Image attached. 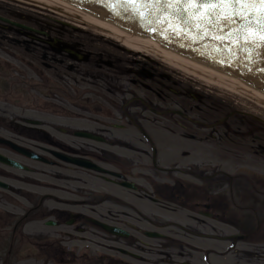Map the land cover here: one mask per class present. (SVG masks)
<instances>
[{"label": "flooded vegetation", "instance_id": "flooded-vegetation-1", "mask_svg": "<svg viewBox=\"0 0 264 264\" xmlns=\"http://www.w3.org/2000/svg\"><path fill=\"white\" fill-rule=\"evenodd\" d=\"M20 19L0 4V264H264L261 104Z\"/></svg>", "mask_w": 264, "mask_h": 264}, {"label": "snow or ice", "instance_id": "snow-or-ice-1", "mask_svg": "<svg viewBox=\"0 0 264 264\" xmlns=\"http://www.w3.org/2000/svg\"><path fill=\"white\" fill-rule=\"evenodd\" d=\"M76 3L98 4L119 18L138 21L145 30L163 33L171 18L179 24L171 32L186 43H203L211 39L219 41L221 51L217 56L224 58L228 51L224 46L227 37L229 45L234 44L237 52L243 50V67L249 73L253 86L264 90V0H74ZM195 31L196 38L190 33ZM171 39V35H167ZM187 38V39H185ZM184 46V45H181ZM231 58L228 53L227 59ZM215 60V57H214ZM226 62V60H225ZM236 63H239L237 59ZM230 67L232 65H229ZM259 76L252 80V74Z\"/></svg>", "mask_w": 264, "mask_h": 264}, {"label": "water", "instance_id": "water-1", "mask_svg": "<svg viewBox=\"0 0 264 264\" xmlns=\"http://www.w3.org/2000/svg\"><path fill=\"white\" fill-rule=\"evenodd\" d=\"M23 1L63 11L96 26L122 34L135 42L157 49L198 73L224 82L264 101V90L253 86V83L249 80V73L243 67L245 59H247L243 50L237 52L234 44L229 45L227 37L224 46L227 47L228 51L225 52V57L221 58L217 56V53L221 51L219 41L213 43L211 39L196 38L195 31H193L190 36L193 39L203 40V43H186L185 40L180 39L171 32L173 27L176 31L182 30L179 24L174 23L171 18L162 17L158 23H163L164 19H168V27L165 28L163 33H157L154 30H145L144 26L138 21L126 18L117 19L108 9L98 4L76 3L74 0ZM3 20L19 27L30 28L7 18ZM167 35H171V39L167 38ZM229 52L231 58L227 59ZM237 59H239V63H236ZM258 76L259 72L257 71L252 74L251 79L255 80Z\"/></svg>", "mask_w": 264, "mask_h": 264}, {"label": "rangeland", "instance_id": "rangeland-1", "mask_svg": "<svg viewBox=\"0 0 264 264\" xmlns=\"http://www.w3.org/2000/svg\"><path fill=\"white\" fill-rule=\"evenodd\" d=\"M0 4L3 5V12L7 15V14H11L13 12H20V21L21 22H25L27 19H33L29 20L27 23H29V25L32 26H37V27H54L55 23H53V21H60V22H66L69 23L70 25L74 26V27H79V28H84L86 31H90V35H84L82 33H80L82 36H80L78 34V36L82 39H84V42L89 45V49H92L93 45H95L96 48L92 49L93 51H96V55L98 54L101 59L104 61H109V60H123L125 62H128L130 59H134V57L138 58V56H143L142 53H147L149 56L147 57L148 59H151L152 62L155 61V63L157 62V60H159L158 62L160 63V61H163L162 58H160L158 55L156 54H152L150 52H146V51H140L137 49H134L132 51V54L126 55V54H121L119 53L118 57L115 56V54L112 55V58H107V57H103V56H109L110 52L112 51V48L109 46H106L107 42H105L103 39L104 38H111L112 36H107L108 34H105L104 32H102L101 30H97L94 26L88 25V24H84L82 22H80L79 20H76V18H74L73 16L69 15V14H65L64 12L58 11V10H54L45 6H41L39 4L36 3H31V2H26L23 0H4L3 3H1L0 0ZM23 16L27 17L24 18ZM92 34H98L99 37H93L92 38ZM91 40V41H90ZM140 51V52H137ZM100 53L102 55H100ZM117 53V52H116ZM96 57V58H98ZM140 58V57H139ZM143 61V60H142ZM143 64L141 65L139 62H134L132 61V63H130L133 66V69L135 71L141 70L143 69V67H147V70L150 71L151 73H153L155 76L151 77V78H155L156 77V72L159 73V70L157 68H152V66H159L160 64L156 63H146V62H142ZM144 63L147 65H144ZM162 63H164V69L166 71H172V73H176V76H182V78H185L184 75H182L181 73H177L176 70H179L180 72H184V73H189L186 72L184 70H181L179 68H175L173 67L171 64H169L166 61H163ZM121 65V63H120ZM163 68V66H162ZM171 74V73H170ZM136 75H131L130 77H133L134 79L136 77H134ZM151 76V75H150ZM124 77V76H123ZM149 79V77H147ZM138 79V78H137ZM174 80H166L165 79V86H170V87H175L177 85H175V82L180 83V81L178 79L173 78ZM123 80H125V78H123ZM127 80V78H126ZM139 80V79H138ZM210 85H214V83L208 82ZM5 86H7V84H5ZM133 89H135V85L132 84ZM220 89H224V87H221ZM143 90V89H142ZM226 90V89H224ZM228 91V90H227ZM230 92V91H228ZM232 93V97L235 100H231V96H228V99L225 98L226 102H231L233 103V101H236L237 99H243V97H241L240 93H236V92H231ZM256 104V103H255ZM261 104V103H260ZM257 105V104H256ZM262 106H264L263 104H261ZM261 105H257V107L260 108H264ZM236 107L239 106V104L237 103L236 105H234ZM96 118H100L103 121L106 122H110L109 118H106L104 116H98L96 115Z\"/></svg>", "mask_w": 264, "mask_h": 264}, {"label": "bare ground", "instance_id": "bare-ground-1", "mask_svg": "<svg viewBox=\"0 0 264 264\" xmlns=\"http://www.w3.org/2000/svg\"><path fill=\"white\" fill-rule=\"evenodd\" d=\"M61 12H63V11H61ZM64 13H65V14H68V13H66V12H64ZM69 15H70V14H69ZM71 16H73V15H71ZM73 17L76 18V20H79L80 22H82V23H84V24H88V25L94 26L97 30H101V31L104 32L105 34H108V36H112L113 39H115V40L121 42L122 44H124V45H126V46H128V47H130V48H132V49H137V50H140V51H146V52H150V53H152V54H156V55H158L160 58H162L163 61L168 62L169 64H171L172 66H174V67H176V68H179V69L184 70V71H186V72H189V73H191V74H195L196 76L202 78V79L205 80V81H208V82H211V83H215V84H219V85H221V86H223V87H226V88L230 89V90L233 91V92L244 94V95L250 97L251 99L255 100L256 102L261 103V104L264 105V101H263V100H261V99L255 97V96H252V95H250V94H248V93H246V92H244V91H241V90H239V89H237V88H235V87H233V86H230V85H228V84H226V83H224V82H221V81L215 80V79L210 78V77H208V76H205V75H203V74H201V73H198V72H196V71H194V70H192V69L186 67L185 65L181 64L180 62L174 60L173 58H171V57L165 55L164 53L158 51L157 49H155V48H153V47H150V46H147V45H144V44H141V43L135 42V41L131 40L130 38H128V37H126V36H124V35H122V34H119V33H116V32L110 31V30H107V29H105V28H102V27L96 26V25H94V24H91V23H89V22H87V21H84V20H82V19H80V18H77V17H75V16H73Z\"/></svg>", "mask_w": 264, "mask_h": 264}]
</instances>
